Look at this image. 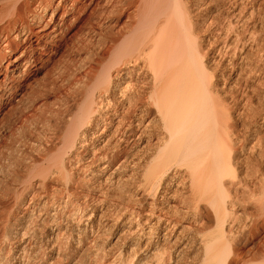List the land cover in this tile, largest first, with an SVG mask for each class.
Segmentation results:
<instances>
[{
	"label": "bare ground",
	"instance_id": "1",
	"mask_svg": "<svg viewBox=\"0 0 264 264\" xmlns=\"http://www.w3.org/2000/svg\"><path fill=\"white\" fill-rule=\"evenodd\" d=\"M125 15L133 18L126 31ZM261 32L264 0H0V144L16 120L39 128L27 137L36 153H24V164L10 143L15 160L4 193L22 213L0 217V264H26L3 253L13 225L23 249L28 241L19 234L32 217L53 227L50 249L71 230L68 219L88 194L71 200L77 192L66 168L123 193L113 212L139 240L128 251H144L138 264L159 261L165 244L178 250L184 228L209 218L216 228L202 239V264H264V92L256 88L264 83L255 86L264 76ZM220 66L230 70L227 91L243 109L235 121L218 86ZM17 163L24 167L15 172ZM55 175L62 181L43 197L45 179ZM32 178L41 181L18 192ZM160 189L170 194L156 197ZM177 191L182 214L170 203ZM100 219L81 210L84 237L94 236ZM179 219L187 224L179 227Z\"/></svg>",
	"mask_w": 264,
	"mask_h": 264
},
{
	"label": "rangeland",
	"instance_id": "2",
	"mask_svg": "<svg viewBox=\"0 0 264 264\" xmlns=\"http://www.w3.org/2000/svg\"><path fill=\"white\" fill-rule=\"evenodd\" d=\"M125 18L126 15L122 17L120 23L122 28L126 31L133 18L128 20H125ZM79 25L80 23L73 27L70 30L68 36L70 35L72 37L73 34H75L78 30ZM257 29H260L259 25L256 27V30ZM259 37H263L262 42L264 45V33L261 32ZM211 56L212 52L208 51L206 53V59L209 60ZM254 57V61H256L259 56L255 54ZM63 64L64 62L61 61L59 63V66ZM57 70L58 68L55 71ZM216 71L218 75V86L219 88L221 87L225 90L221 91V96L225 98V110L230 114L231 119L233 118L232 120L235 121L234 119H239V117H241L240 113H243V109H241V106L236 99L232 100V97L235 95L237 96V93L231 94L227 91L228 88L234 84L232 82L233 80L228 78L230 70L227 67L223 68V66H220ZM260 79L261 80L259 84H255V86H259L260 84L264 83L263 75ZM256 88H259L261 93L264 92V89H262V87L259 86ZM254 101H256V99H254ZM20 121V119L14 121L13 125L2 130L1 133L5 137V143L0 144V179L2 181V189L0 190V217L1 219H6L8 217L9 221L13 220V216H20V214L22 213L19 212L17 207L14 205V200L10 197H6L4 193L6 187H11V181L7 180L9 177L8 169L10 168V162L15 160L16 158V162H21L24 164L27 161L24 157V153L28 151H30L32 155L36 153V151L33 149V144L28 141L27 137L29 136V133L32 134V137H35L39 132V128L37 127L38 125L24 128L20 127ZM241 124L242 122L240 120L236 121V127L238 129L241 127ZM58 137L59 138L54 141L55 144L60 143L61 133H58ZM11 142L18 144L20 148L19 152L15 151L16 154L15 152H13L15 158L11 157L12 154L10 155V152L12 150L10 149ZM262 146H264V143L262 144ZM262 146L259 149H261ZM65 156L66 160L68 157L70 158V155L68 156V154H66ZM18 163L14 167H12L14 168L15 172L22 170L24 167L19 166ZM44 165H47L46 160L39 162V166ZM68 165V163H65V167H67ZM66 169L69 174V182L72 186H74L77 192L76 195H73L71 197V200L75 201L81 199L82 194H88L87 200L83 201V203L80 202L79 211L77 213L75 212L68 219L67 224L68 226L71 225V230L65 231L61 238H59L55 242V246L50 249L45 245L47 241L46 236L47 234H49L50 227H53L50 226L49 223H46V221L41 223L38 221L36 224L34 218L32 217L28 219L29 221H26L24 230L19 234V237H23L22 240L28 241L26 249H23V247L20 246V243L16 242L18 238H15V232H17L19 226L13 225V234L8 239L7 243L9 244L3 251V253L7 255L9 252H11L9 257L11 258V262L14 260V262H24L26 264H138V260L142 257L144 251L138 248L130 250L131 252L128 251L129 249H131V244L139 242V240H133L131 234H128V232H123V228L120 225L119 221H116V215L113 212L114 204H116L117 201H121L120 195H123V193L121 194L120 190L117 188L108 189L107 183H103L100 179L101 177L97 175H93L91 177L90 175H88V171H80L74 168ZM118 175L122 176L121 172H119ZM39 180V178L38 180H33L32 178L19 184L17 186L18 192H20L24 187L26 190L28 189V191H32L30 184L32 182H39ZM60 181H62V177L59 175L47 177L40 190V194H43V197H48L47 191H49L48 189H50L49 186H52ZM133 181L134 185L137 186V175L136 179L134 178ZM161 185L164 186V183H161ZM174 188L175 185L173 186V189ZM160 191L161 193L156 197L162 198L170 194V190L162 191V189H160ZM183 194L184 192L177 191L174 194L175 199L172 200V202L170 201V203H172L180 211L181 214L184 211V207L180 203V200L184 197ZM29 197L30 195L27 196V200ZM146 200L150 201L151 199L148 198ZM161 203H163L162 207L164 211L168 210L164 205V202L162 201ZM24 206L25 205L22 206V209ZM22 209L20 211H22ZM81 210L85 213H90L93 210L96 220L101 214V219L97 224V228L93 230L94 236L90 235L88 238H86L81 233V230H79V227L81 226L79 223ZM170 210L171 208H169V211ZM237 210L238 213H242V211H244V207H238ZM249 210L250 208L248 209V211ZM63 212L64 214H66V211ZM33 213L34 215H36L38 211L35 210L33 211ZM185 224H187V221L184 222L183 219H179V227ZM215 228V222L210 218L204 219L201 225H194V227H190L189 229L184 228L183 238L185 240H181V243L183 244L178 245V250H176L177 245L170 246L168 244H165L167 250H165L164 252L161 249L162 252L159 261L158 259L154 260L150 257L144 260V264H174L175 261V264H202V239L206 238L208 234L215 230ZM178 230H180V228ZM1 231L2 229L0 228V232ZM93 238L94 240H92ZM177 251H179L178 256L176 254ZM124 252H126L127 257H123Z\"/></svg>",
	"mask_w": 264,
	"mask_h": 264
}]
</instances>
